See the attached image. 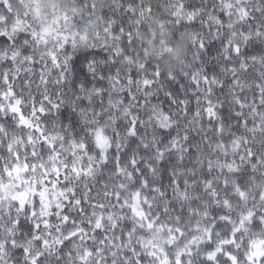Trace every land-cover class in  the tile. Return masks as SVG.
Masks as SVG:
<instances>
[{"label":"snow or ice","instance_id":"obj_1","mask_svg":"<svg viewBox=\"0 0 264 264\" xmlns=\"http://www.w3.org/2000/svg\"><path fill=\"white\" fill-rule=\"evenodd\" d=\"M0 264H264V0H0Z\"/></svg>","mask_w":264,"mask_h":264},{"label":"clouds","instance_id":"obj_2","mask_svg":"<svg viewBox=\"0 0 264 264\" xmlns=\"http://www.w3.org/2000/svg\"><path fill=\"white\" fill-rule=\"evenodd\" d=\"M186 48V43L181 44V49Z\"/></svg>","mask_w":264,"mask_h":264}]
</instances>
